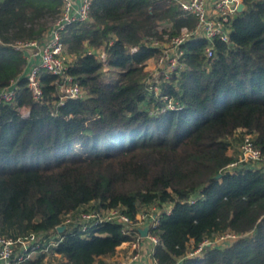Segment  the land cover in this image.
Here are the masks:
<instances>
[{"label":"trees","instance_id":"obj_1","mask_svg":"<svg viewBox=\"0 0 264 264\" xmlns=\"http://www.w3.org/2000/svg\"><path fill=\"white\" fill-rule=\"evenodd\" d=\"M242 3L213 58L204 39L184 43L183 68L161 87L180 108L160 112L165 102L145 93V64L160 51L152 40L195 26L177 4L92 0L90 18L60 34L84 94L58 103L56 78L43 70V98H33L15 45L43 41L62 0H0V88L17 86L15 103L0 106V233L57 234L50 264H97L131 236L111 221L82 231L77 212L118 207L135 223L156 207L153 264H264V168L226 169L235 132L239 143L253 133L264 150V0ZM228 231L238 238L201 246Z\"/></svg>","mask_w":264,"mask_h":264},{"label":"built area","instance_id":"obj_2","mask_svg":"<svg viewBox=\"0 0 264 264\" xmlns=\"http://www.w3.org/2000/svg\"><path fill=\"white\" fill-rule=\"evenodd\" d=\"M92 0H62L61 12L54 22L49 33L43 41L18 42L15 47L25 53L29 62L26 71L27 85L30 88L33 98H43L42 87L39 80L40 71H46L55 76L57 88V101L63 103L67 98H77L84 94V90L73 76L68 74V62L65 54V46L61 41V31L67 24L74 21H86L90 18ZM185 13L192 15L195 26L191 29L182 27L179 34L167 36L164 42L152 40V46L159 47L160 51L151 59V68L145 78V93L150 99H160L165 104L159 108L160 112L167 109L180 108V105L173 98L161 92L162 83L172 78L184 66L185 49L184 43L190 39L202 38L207 41L203 49L206 59H211L216 53L214 40L218 39L230 43V22L238 12V5L242 0H171ZM137 46L131 51H136ZM101 58L106 59V54L101 53ZM149 60V59H148ZM145 67L147 65V62ZM17 86L0 88V106L3 104L15 103ZM158 109H150L151 113H158ZM27 115L26 109L22 110ZM251 166L264 168V150L254 144L253 133L244 134L237 146L235 158L227 165V170ZM194 201L193 198L190 199ZM170 212V207L165 208ZM71 216L67 217L64 223L70 222ZM75 220L81 225L82 231L88 227L97 226L105 221L116 222L121 225L124 234L131 236L126 253L118 258L113 264L141 263L152 258L155 245L160 243L159 237L151 233L160 222V210L152 207L148 212L140 211L136 215V222L122 212L118 207L107 209H92L77 212ZM137 230L134 231L135 228ZM148 227V232L142 236L139 229ZM238 238L233 232H225L216 236L213 240H205L201 246L209 244H227ZM60 236L52 234L46 239L35 233L19 235L12 238L0 233V264H23L31 259V254L45 253L50 247L59 243ZM196 250V252H198Z\"/></svg>","mask_w":264,"mask_h":264},{"label":"crops","instance_id":"obj_3","mask_svg":"<svg viewBox=\"0 0 264 264\" xmlns=\"http://www.w3.org/2000/svg\"><path fill=\"white\" fill-rule=\"evenodd\" d=\"M68 59H70V58H68ZM151 62H152L151 59H149L148 62H147V65H146V67H145V69L148 70L149 68H151V65H152ZM127 248H128V243H127V242H123L122 244H120V245L116 248V251H115L114 254L109 255V256H105V257H100V258L98 259V261H96V263H97V264H106V263L109 262L110 260H113V259H116V258H117V259H118V258H121V257L126 253ZM36 255H37V254L32 255V256H31V259H33ZM50 255L53 256V259L59 260V255L54 254V253H53V254L50 253ZM45 258H46V257H45ZM44 261H45V259H44ZM54 261H55V260H54ZM46 264H47V263H46ZM133 264H153V261H152V258H148V259L144 260V261L141 262V263H133Z\"/></svg>","mask_w":264,"mask_h":264},{"label":"rangeland","instance_id":"obj_4","mask_svg":"<svg viewBox=\"0 0 264 264\" xmlns=\"http://www.w3.org/2000/svg\"><path fill=\"white\" fill-rule=\"evenodd\" d=\"M239 137H240V132L239 131H237V132H235V134L230 138L231 140H232V142H233V150H234V152L236 153V151H237V146H238V144H239ZM233 150H232V152H233ZM233 152V153H234ZM234 156H235V154H234ZM32 255H34V254H31V256ZM45 256H46V258H45V263H47V264H50V263H54L55 261H54V259H53V256L52 255H50V251L48 250V251H46L45 252ZM117 260V258L116 259H113V260H110L109 262H107L106 264H113L115 261Z\"/></svg>","mask_w":264,"mask_h":264},{"label":"water","instance_id":"obj_5","mask_svg":"<svg viewBox=\"0 0 264 264\" xmlns=\"http://www.w3.org/2000/svg\"><path fill=\"white\" fill-rule=\"evenodd\" d=\"M244 8H245V5H244V3L241 2L238 5L237 10H238V12H241L242 10H244ZM217 176L220 177V174L217 175ZM64 229H65V225H60V226L57 227V230L60 231V232H62ZM139 232L141 233L142 236H145L147 234V232H148V227H144L142 229H139Z\"/></svg>","mask_w":264,"mask_h":264}]
</instances>
